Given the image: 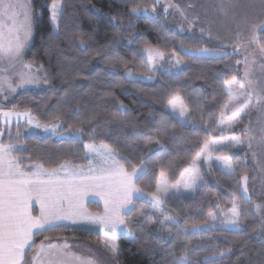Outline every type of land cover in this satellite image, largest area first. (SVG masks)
I'll use <instances>...</instances> for the list:
<instances>
[{
    "label": "trees",
    "instance_id": "trees-1",
    "mask_svg": "<svg viewBox=\"0 0 264 264\" xmlns=\"http://www.w3.org/2000/svg\"><path fill=\"white\" fill-rule=\"evenodd\" d=\"M52 2L32 0L38 16L25 56V62L41 70L45 88L21 90L9 102L0 96V111L30 112L44 125L59 121L63 126L60 132L79 128L80 138H14L15 129L23 127L17 124L11 126V132L3 126L0 141L20 145L14 154L26 170L37 163L51 168L64 161L87 166L84 144H107L129 171V164L143 167L137 186L144 193L156 191L161 172L174 183L192 162L199 145L223 135L218 125L227 101L225 82L240 75L241 55L206 37L176 32L170 17L161 13L143 15L155 5L154 0H58L62 7L57 31L51 25ZM133 7L137 8L135 14ZM259 34L264 35V30ZM146 47L175 53L184 63L183 69L150 72L142 54ZM179 47L207 48L217 55L196 57ZM128 72L153 80L129 79ZM175 96L188 111L187 123L167 109L168 100ZM229 157L231 175L213 166L200 172L201 183L194 197L169 194L165 198L163 213L172 221L165 220L150 203L135 200V210L126 217L132 233L117 237L116 264H179L185 249L188 264H264V240L255 237L259 222L252 209L253 199L240 193L241 179L251 176L252 167L242 152ZM233 202L240 214L239 230H193L209 224V211L228 209ZM86 208L101 212V206L91 201ZM96 237L61 226L35 236L33 242L39 246L59 238ZM217 249L231 252L221 257ZM33 251H27L29 258Z\"/></svg>",
    "mask_w": 264,
    "mask_h": 264
},
{
    "label": "snow or ice",
    "instance_id": "snow-or-ice-1",
    "mask_svg": "<svg viewBox=\"0 0 264 264\" xmlns=\"http://www.w3.org/2000/svg\"><path fill=\"white\" fill-rule=\"evenodd\" d=\"M62 5L58 0H53L51 4V19L57 21V13ZM173 7V5H168ZM147 11V10H145ZM155 11V9H153ZM167 11V7L165 8ZM137 8H132L135 14ZM35 15L32 6V0H0V93L5 91V86L9 91L14 92L19 85L13 84L11 76L8 74L10 69H15L16 64L20 63L25 68L31 67L30 64H23L24 50L33 33V16ZM181 15H184L181 11ZM264 29V18L248 25V32L245 34L237 28L234 39L237 43L233 46L236 50L247 46L255 45L251 53L245 55V80L246 83H238L236 78L226 81L229 102L224 105L220 112V123L218 127L223 130L233 129L241 123V117L248 115L257 105L259 110L264 113V80H257L250 75L249 63L255 64V56L259 54L264 57V35L259 34V30ZM149 54V59L155 57L163 58V53L157 50L145 49ZM207 52V49L200 50ZM227 55V53H224ZM249 55L253 57L249 61ZM7 62V66L5 65ZM179 62V61H177ZM237 63H240L238 60ZM264 69V65H261ZM19 75L20 84L35 83L36 77L32 73H16ZM3 99H7L4 95ZM168 106L179 116L186 115L185 105L179 96L168 100ZM12 115L9 112L0 111V116L8 121ZM26 116L28 122H33V117L29 112L18 113ZM37 127L41 125L37 123ZM62 125L53 123L51 130L61 128ZM46 131L48 125H44ZM245 137L252 147V142L256 139L252 135V129L243 130ZM81 129H77L74 135H79ZM262 135L257 141L258 145L264 146V128L261 129ZM243 143L239 136H229L221 140H205L198 146V151L192 157V163L189 168L180 173V178L175 184L164 183L163 186L158 182L156 191L151 193L152 206L158 207L161 203L160 193L167 194L169 187L177 188L181 183L187 191H194L195 184L199 176V165L197 161L203 157L208 167H212L210 161L211 153L221 146L232 147ZM89 151L95 153L98 163L96 166H90L88 173L83 170H75L69 161L59 163L56 167H45L37 163L34 168L24 169L21 167L23 161L15 155V147L11 143L5 145L0 141V264H99L94 259H87L77 255L65 243L63 245L41 243L36 246L33 238L42 235L45 231L56 227L64 226L58 222L71 221L76 223L78 219H88L94 223H99L105 229L110 230L103 243L107 250L118 258L119 248L116 244V232H125L131 235L132 229L126 220L131 212L135 210V200L144 196L142 189L137 185L143 167L137 168L129 164L131 171L128 170L115 153L107 144L96 146L95 144L85 145ZM255 155V153H254ZM122 159V158H121ZM127 163V162H126ZM225 167L232 174V166L227 160L223 161ZM92 164V161H89ZM185 173H189L185 176ZM161 177L164 173L161 172ZM247 181L248 177H243ZM89 190H94L95 194L100 195L104 200L105 214L103 216H85L79 211L81 195ZM244 191H247L245 186ZM35 199L40 205L39 216H34L31 211V201ZM235 199V198H233ZM260 210L261 205H256ZM233 218L229 221L238 226L239 213L237 206L233 203L231 209ZM165 220L172 221L173 218L164 214ZM208 217L216 219L213 212H208ZM151 222V221H149ZM187 231V228L185 229ZM196 231L197 229H193ZM27 250L33 251L31 258L28 257ZM221 257L229 254L231 249L220 251ZM188 249H185L184 255L180 258L179 264H188Z\"/></svg>",
    "mask_w": 264,
    "mask_h": 264
},
{
    "label": "rangeland",
    "instance_id": "rangeland-1",
    "mask_svg": "<svg viewBox=\"0 0 264 264\" xmlns=\"http://www.w3.org/2000/svg\"><path fill=\"white\" fill-rule=\"evenodd\" d=\"M155 5H152L147 11H143L142 14L146 16L155 17L157 14H163L165 17H170V21L172 23L173 29L180 33V34H196L209 39L214 45L227 49L231 52H235L244 60L245 55H248L252 52V50L256 47L255 45L247 46V52L245 48H240L236 50L233 46L237 43L234 39L237 28L243 31L245 34L248 32V25L252 22H256L261 18H264V0H154ZM60 3V2H59ZM61 4V3H60ZM168 5H173V7H168ZM167 7V11L165 8ZM155 9V11H153ZM61 10V9H60ZM60 10L57 13V21L54 23L51 19V25L54 31H57V23L60 14ZM181 11H183L184 15H181ZM35 15L33 16V24L35 18L38 16V13L34 10ZM51 7H50V17H51ZM264 29L259 30L262 31ZM33 40V33L28 41L25 50H24V57L29 49L30 45L32 44ZM145 49H152L162 52L153 47H146L142 49V54L147 60L148 68L150 72H179L183 69L184 63L180 61L178 55L175 53L165 54L163 53V58L155 57L154 59H149L148 52ZM184 53L196 56V57H210L216 56L217 53L214 50L207 49V52H201L202 49H189L184 47H179ZM23 57V60H24ZM253 59L252 56L249 55V61ZM256 63L251 64L249 63L248 68L250 71V75L257 80H264V69H262L261 65H264V57H261L259 54L255 56ZM179 61V62H177ZM31 65V64H30ZM7 66V62L5 65ZM245 63L243 64L242 70L240 75L236 78L238 83H246L245 80ZM32 73L34 77H36L37 82L35 83H27V84H20L19 75L16 73ZM11 79L13 81L14 86L19 85L16 87L14 92L9 91L5 86V91L0 93V96L3 102H9L13 99L14 95L25 89H43L45 88V83L43 81L42 72L39 68L34 67L31 65L29 68L23 67L22 64L17 63L15 69H10L9 73ZM127 78L129 79H138L143 81H151L153 80L150 76H137L132 74L131 72L127 73ZM225 90L227 93V101L226 104L229 102V96L227 91V85H225ZM4 95H7V99H3ZM260 106L257 105L256 108H253L248 115H243L241 117V123L237 124L233 129H225L223 132L219 128L220 132L223 134L219 138H214L211 140H221L227 139L229 136H239L241 137L243 143L238 144L236 146L227 147L224 146L221 150V146L217 147V150L211 153L210 161L212 163V167H218L224 173L229 174V169L225 167L223 161L227 160L230 162L232 166V162L230 159V154L232 153H239L242 152L244 154V159L247 161L252 167L251 176H248L247 181L243 178L241 179V195L246 199H253V212L256 215V218L259 222V228L255 235L256 238H261L264 240V146L258 145L257 141H259L262 132L261 129L264 128V113L259 110ZM167 109L172 113L174 117H176L180 122L187 123L188 122V111L186 109V115L181 117L178 114V110L173 112V110L168 106ZM3 112L12 113V115L8 118V121H5L3 116H0V122L3 125H7L11 132V126L21 124L23 125L22 128L15 129L14 138L23 137V136H36V137H45V136H53L59 138H74L79 139L80 134L74 135L75 132H60L61 128L56 129V131L51 130V124H48L49 130L46 131L44 128V124H40L36 118L31 114L33 117V122L29 123L28 118L23 115H17L18 113H24L17 110H3ZM37 123L41 126L37 127ZM54 123L61 124V122L57 121ZM219 123H220V116H219ZM1 127V126H0ZM251 128L252 135L256 137V139L252 142V147H249V142L244 134V129ZM12 144V143H11ZM92 144V143H85V145ZM7 145V144H6ZM13 145V144H12ZM99 146L101 144H95ZM15 148H20V145H14ZM85 153L89 158V161H92V164H88L87 166H74V169L79 171L83 170L85 174L88 173V169L90 166L94 167L98 163V159L95 153L89 151L88 148L85 147ZM255 153V155H254ZM192 163V162H191ZM190 163V165H191ZM199 165V176L200 179L197 180L195 184L194 191H187L183 187V183H181L179 190L177 188L169 187L167 194L161 192V200L162 203L158 207H153L157 212L161 213V210L164 212L163 204L165 198L169 194H175L181 197H194L198 191L200 182H201V175L200 172L202 170L210 169L208 164L205 163L203 157L201 160L197 161ZM189 165V166H190ZM187 166L186 168H189ZM141 168V167H140ZM233 171V166H232ZM184 172V171H183ZM189 173H185L187 176ZM180 178V177H179ZM178 178V179H179ZM158 182L163 186L166 182L169 185L175 184L170 183L167 181V178L164 174L163 177L159 176ZM245 186L247 187V191H244ZM144 193V192H143ZM136 200H143L148 202L152 205L151 201V194L145 193L144 196L138 197ZM94 202L101 206V212H91L87 210L86 204L88 202ZM80 208L79 211L83 213L85 216H103L105 214V204L104 200L101 198L100 195L95 194L94 190H89L81 195L80 198ZM236 204V202H233ZM233 203L228 209H222L213 212L216 216L215 220L209 218V224L200 226L196 228V231L201 230H209L212 228H222L225 230H239L241 225L238 221V226L231 224L229 221L233 218V214L231 209L233 207ZM261 205L260 210H257L256 205ZM237 206V204H236ZM237 211L238 206H237ZM39 213H40V205H39ZM38 213V216H39ZM64 226H70L72 228H76L85 232L93 233L98 235L99 240L102 242L105 239L106 233L111 234L110 230L105 229L99 223H94L88 219H78L76 223H72L71 221H60L58 222ZM120 234H125L128 237L130 235L126 234L125 232L117 231L116 232V244H117V237ZM86 247L88 248L85 250V258L89 257L98 261L99 264H116L114 255L110 252H104L96 243L97 242H84ZM118 246V245H117ZM94 254V255H92Z\"/></svg>",
    "mask_w": 264,
    "mask_h": 264
},
{
    "label": "crops",
    "instance_id": "crops-1",
    "mask_svg": "<svg viewBox=\"0 0 264 264\" xmlns=\"http://www.w3.org/2000/svg\"><path fill=\"white\" fill-rule=\"evenodd\" d=\"M36 19V18H35ZM35 21V20H34ZM34 26V24H33ZM26 56V55H25ZM23 64H28L27 62H25V57H24V60H23ZM2 124V123H1ZM2 126H6L7 125H3ZM201 183V182H200ZM200 186V185H199ZM199 189V188H198ZM186 198H192V197H186ZM31 211H32V214L34 216H38V213H39V203L33 199L31 201ZM216 222V220H215ZM67 227H70V226H67ZM97 242L96 244L104 251V252H109L107 250V248L105 247L103 241L101 242L99 240V237L97 235V237L94 239V240H79V239H73V238H59V239H56V240H52V241H45L44 244L47 245L49 243H53V244H58V245H63L65 243H67L69 246H70V249L75 252L77 255L79 256H83L85 257L86 253H85V250H87L88 248L86 247L85 243L84 242ZM28 250L26 249V252ZM33 255V254H32ZM94 255V254H92ZM116 256H114L115 258ZM87 259H92L89 257H87Z\"/></svg>",
    "mask_w": 264,
    "mask_h": 264
}]
</instances>
